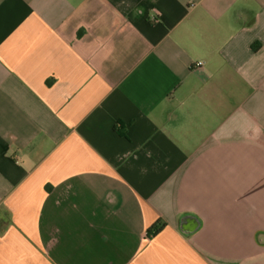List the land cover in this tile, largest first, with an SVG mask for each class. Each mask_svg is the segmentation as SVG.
<instances>
[{
    "label": "crops",
    "instance_id": "obj_1",
    "mask_svg": "<svg viewBox=\"0 0 264 264\" xmlns=\"http://www.w3.org/2000/svg\"><path fill=\"white\" fill-rule=\"evenodd\" d=\"M0 264H264V0H0Z\"/></svg>",
    "mask_w": 264,
    "mask_h": 264
},
{
    "label": "trees",
    "instance_id": "obj_2",
    "mask_svg": "<svg viewBox=\"0 0 264 264\" xmlns=\"http://www.w3.org/2000/svg\"><path fill=\"white\" fill-rule=\"evenodd\" d=\"M118 131L121 132L119 129H118ZM162 225L158 224V223L153 224L150 228L147 229V233H149L151 235L154 234L155 232H157L160 229V227Z\"/></svg>",
    "mask_w": 264,
    "mask_h": 264
},
{
    "label": "built area",
    "instance_id": "obj_3",
    "mask_svg": "<svg viewBox=\"0 0 264 264\" xmlns=\"http://www.w3.org/2000/svg\"><path fill=\"white\" fill-rule=\"evenodd\" d=\"M201 63V61L200 62H198V64H200Z\"/></svg>",
    "mask_w": 264,
    "mask_h": 264
}]
</instances>
